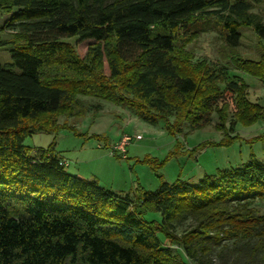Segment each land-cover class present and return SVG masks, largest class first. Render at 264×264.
<instances>
[{
    "label": "trees",
    "instance_id": "16d2710c",
    "mask_svg": "<svg viewBox=\"0 0 264 264\" xmlns=\"http://www.w3.org/2000/svg\"><path fill=\"white\" fill-rule=\"evenodd\" d=\"M264 0H0L10 18L0 26V264H176L168 242L188 257L208 244L242 242L264 257V162L251 156L219 169L197 185L161 180L154 191L119 197L95 181L72 176L52 149L23 145L51 132L60 116L78 119L113 102L170 134L184 128L226 131L251 121L246 85L204 61L192 63L186 46L215 33L235 51L239 29L256 35L257 60L231 54L228 63L264 84V22L253 12ZM94 40L79 56L66 39ZM220 100L232 105L218 108ZM158 213L159 221L146 220ZM194 226L177 236L173 224ZM208 243V244H207Z\"/></svg>",
    "mask_w": 264,
    "mask_h": 264
},
{
    "label": "rangeland",
    "instance_id": "374dc122",
    "mask_svg": "<svg viewBox=\"0 0 264 264\" xmlns=\"http://www.w3.org/2000/svg\"><path fill=\"white\" fill-rule=\"evenodd\" d=\"M253 12L264 22V6H256ZM10 14L0 11V26ZM9 30L0 35L8 41ZM240 45L229 51L222 47L215 33H202L190 42L186 49L193 54L192 63L204 61L214 69L225 66L230 76H235L246 85V102L249 105L251 121H237L235 126L226 123V131L217 130L216 115L212 124L200 130L183 129L182 133L170 134L163 121L156 125L143 122L121 105L108 101L84 98L87 104L99 102L102 109L88 112L74 119L60 116L56 128L51 132H35L28 136L23 145L34 153L38 149H52L58 157L68 163L65 171L81 179L95 181L97 185L119 197H132L135 190L154 191L161 180L173 183L177 179L197 185L204 176H210L219 169H235L251 156L264 162V84L256 77L235 69L228 63L232 53L245 59L257 60L260 51L253 31L242 27ZM79 56H84L87 47L94 40L77 41L66 39ZM264 45V39L261 40ZM10 47H0V66L10 67ZM227 105V113L232 114V105L220 100L218 108ZM139 135V140L135 136ZM132 140L125 147V157L111 153V148L122 137ZM261 214L264 204L256 203ZM146 220L159 221L158 213H148ZM193 219L173 224V232L180 236L194 226ZM208 244V243H207ZM172 250L176 264H264L261 254L252 256L242 242L223 241L219 245L208 244L209 253L197 252L188 257L174 244L163 243Z\"/></svg>",
    "mask_w": 264,
    "mask_h": 264
},
{
    "label": "built area",
    "instance_id": "2783aa9c",
    "mask_svg": "<svg viewBox=\"0 0 264 264\" xmlns=\"http://www.w3.org/2000/svg\"><path fill=\"white\" fill-rule=\"evenodd\" d=\"M141 137L139 135L135 136L136 140H139ZM132 140V138L124 136L121 138V140L115 144L112 148H111V153L112 154H116L119 153L121 154L122 158L125 157V147L126 145ZM59 164L63 167H67L68 163L64 160L60 161Z\"/></svg>",
    "mask_w": 264,
    "mask_h": 264
}]
</instances>
